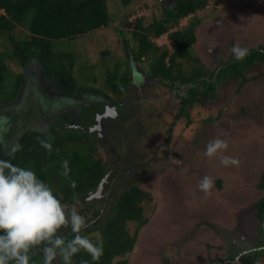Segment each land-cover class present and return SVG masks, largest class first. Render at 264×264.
I'll list each match as a JSON object with an SVG mask.
<instances>
[{
	"label": "rangeland",
	"instance_id": "1",
	"mask_svg": "<svg viewBox=\"0 0 264 264\" xmlns=\"http://www.w3.org/2000/svg\"><path fill=\"white\" fill-rule=\"evenodd\" d=\"M107 1L108 27L53 44V50L75 57L73 76L77 84L96 92L82 91L73 96L55 92L36 61L22 68L9 58V34L0 36V56L13 74L23 77L16 100L0 106V117L7 118L0 125L5 157L24 132L34 131L50 140L49 125L90 135L98 142L97 157L106 168L103 180L84 197L85 210L99 213L86 218L89 225L107 216L117 196L133 186L152 198L144 204L148 220L138 231L128 264H264V258L253 256L247 262L244 258L232 260L242 250L254 248L261 234L254 206L263 195L255 186L264 170V78L254 85L247 80H229L222 89H216L217 100L201 93L185 106V87L174 91L148 79L147 59L132 62L130 49L134 45L128 44L129 49L124 46V40L131 36L123 27L125 20L143 17V25L148 26L163 17L162 8L170 6L172 0H132L126 7L119 0ZM237 2L210 0L206 8L215 16L210 27L214 34L206 46L197 44L191 51L203 57L208 70L232 56L234 44L247 48L263 44L264 3L250 0L249 6L241 9ZM247 18H252L251 24ZM194 19L184 18L175 28H185ZM27 35L22 27L11 33L17 40ZM166 40L165 34L153 42L171 50ZM103 51L109 54L103 57ZM126 61L133 72L129 71L128 92L124 96L113 94L105 86V76L114 73L115 67L123 74ZM261 73L264 63L256 64L246 77ZM14 81L15 77L9 80L5 97L12 94ZM217 136L228 141L225 155L237 158L239 167H224L218 158L203 155L207 143ZM205 175L215 181L211 195L197 188ZM128 226L132 234L136 224ZM65 230L70 231L62 229V235ZM87 237L95 241L98 235Z\"/></svg>",
	"mask_w": 264,
	"mask_h": 264
},
{
	"label": "trees",
	"instance_id": "2",
	"mask_svg": "<svg viewBox=\"0 0 264 264\" xmlns=\"http://www.w3.org/2000/svg\"><path fill=\"white\" fill-rule=\"evenodd\" d=\"M119 1L124 7L132 2ZM107 3V0H0V36L9 34V58L17 60L22 68L29 61H36L45 81L55 92L62 95L93 92L94 88L77 84L73 76V54L53 50V44L62 40L74 41L79 36L108 27L110 13ZM209 3L210 0H175L172 7L163 10L162 18L154 19L148 26L143 25V17L132 22L125 20L123 24L128 30L127 33H131L130 38L124 40V46L128 48V44L134 45L130 49L132 62L140 63L147 59L148 79L157 80L174 91L180 86L185 87L188 96L184 101L185 106L196 101L201 93L204 97L214 99L216 85L229 80H240L243 83L247 80L244 74L246 69L264 63L263 41V44L249 48L250 54L243 61H236L234 56H230L215 69L208 70L191 51V46L196 41L194 29L197 19L183 29L168 33L180 20L205 10ZM17 27L27 31L26 39L17 40L11 36ZM165 34L171 43L170 51L153 42ZM108 54V51L100 53L103 57ZM115 69L114 73L112 71L105 76V86L113 94L124 96L129 89L131 70L127 61L123 74L118 72V67ZM13 77L15 81L12 94L5 97L7 85ZM22 78L21 74H13L0 56V106L16 100ZM101 94L106 99L109 98L107 94ZM50 126V140L34 131L24 132L15 141V145L19 144L21 150L6 158L0 146V159H11L15 165L34 170L69 209L77 205V211L85 218L98 216V212L85 210L87 204L84 202V197L95 190L105 176V164L97 157L98 142L82 132L60 131L56 125ZM43 144L50 145V149L43 147ZM64 160L69 161L70 173L67 178L61 175ZM72 181L76 184L74 188L71 186ZM255 188L263 193L255 203V209L260 223H264V170ZM151 199L150 194L136 186L120 193L113 207L109 209V214H103L104 217L93 226L83 230L82 235H98L93 242H103V255L99 261H93L87 252L81 251L72 258V264H84L85 261L88 264H128V255L134 249L138 231L148 220L144 204ZM128 223L136 224L132 234ZM260 233H264V227L260 228ZM64 236L67 240L73 238L71 231ZM259 254L264 256V248ZM31 264H43L39 251L32 254Z\"/></svg>",
	"mask_w": 264,
	"mask_h": 264
},
{
	"label": "clouds",
	"instance_id": "3",
	"mask_svg": "<svg viewBox=\"0 0 264 264\" xmlns=\"http://www.w3.org/2000/svg\"><path fill=\"white\" fill-rule=\"evenodd\" d=\"M231 51L236 61H243L250 54L247 47L238 44ZM6 122V117H0V125ZM42 146L50 149L48 144ZM228 149V141L217 136L207 143L203 155L208 159L218 158L224 167H239L237 158L225 155ZM20 150L21 146L16 144L7 155L14 156ZM62 168L61 175L67 178L68 160L62 162ZM71 186H76L75 181ZM214 187L215 181L208 175L197 184L205 195H211ZM89 226L76 207L69 209L62 203L34 170L15 165L11 159H0V264H31V256L37 251L43 257V264L57 260L60 264H72V258L81 251L87 252L93 261H99L103 242H93L81 234ZM62 229H70L73 238L67 240L61 234Z\"/></svg>",
	"mask_w": 264,
	"mask_h": 264
},
{
	"label": "crops",
	"instance_id": "4",
	"mask_svg": "<svg viewBox=\"0 0 264 264\" xmlns=\"http://www.w3.org/2000/svg\"><path fill=\"white\" fill-rule=\"evenodd\" d=\"M218 2H219V0H217ZM235 1H238L237 3H241V4H239L238 6H240L241 7V9L242 8H244L246 5L247 6H249V4H250V0H235ZM175 2V0H172L171 1V4H170V6H168V7H166V8H170V7H172V5H173V3ZM230 2V1H229ZM232 2H234V1H232ZM231 2V3H232ZM230 3V4H231ZM262 3H264V0H262ZM237 6V5H236ZM238 6H237V8H238ZM166 8H162L163 10H165ZM208 9V8H207ZM207 9H205V10H203V11H199V12H196V14L195 15H191L192 17H196V19H194V20H196L197 21V25H196V27H195V29H194V34H195V39H196V41H195V43L192 45V46H194V45H197L198 44V47H204V46H206V42H207V40H209V38H210V36L212 35V33L214 34V29H211L210 27H211V24H212V17L214 18L215 16H213L212 15V13H211V11L210 10H207ZM227 10L229 9L228 7L226 8ZM230 10V9H229ZM238 10V9H237ZM207 11V12H206ZM216 11V10H215ZM206 12V13H205ZM162 13H163V11H162ZM198 13H202L203 15V17H201L200 18V20H199V16H200V14H198ZM211 14V15H210ZM163 15V14H162ZM248 16H249V14H248ZM251 16V15H250ZM249 16V17H250ZM162 18V17H161ZM203 21H202V20ZM252 18H247V23H252V22H249V20H251ZM242 25V24H241ZM243 26H245V24L243 25ZM253 26V25H252ZM204 27H205V30H204ZM180 29H183V28H180ZM175 30H177V28H173V29H169V31H168V33H170V32H173V31H175ZM208 31V33H206ZM163 36V35H162ZM202 36V41H200V37ZM161 37V36H160ZM159 37V38H160ZM166 37H167V34H166ZM159 38H157V39H154L153 41H158V39ZM166 39V38H165ZM167 41V43H169L168 42V40H166ZM167 45H169V44H167ZM249 49V48H248ZM233 56V55H232ZM199 57V59L201 60V62L203 61L204 62V60H203V57L201 56V55H199L198 56ZM229 58V57H228ZM227 58V59H228ZM226 59V60H227ZM226 60H224V61H226ZM223 61V62H224ZM222 63V62H221ZM220 64V63H219ZM260 64V63H259ZM256 66V64L253 66V67H255ZM253 67H251V68H253ZM251 68H249V69H246L245 70V77L247 76L246 75V73H247V71H250L251 70ZM264 78V74L263 73H261V75H257L256 77H254V78H250L251 79V81H250V79L249 78H247L246 77V79H247V81H248V83L250 84V85H254V84H256V83H260V80H262ZM232 81H234V80H232ZM228 82V81H227ZM247 83V84H248ZM225 85V83H223V84H218V85H216V88H215V98H216V89H222L223 88V86ZM259 84H257V87H259L258 86ZM219 86V87H218ZM220 96H221V94H220ZM214 98V99H215ZM212 100V99H211ZM215 100H217V99H215Z\"/></svg>",
	"mask_w": 264,
	"mask_h": 264
},
{
	"label": "flooded vegetation",
	"instance_id": "5",
	"mask_svg": "<svg viewBox=\"0 0 264 264\" xmlns=\"http://www.w3.org/2000/svg\"><path fill=\"white\" fill-rule=\"evenodd\" d=\"M77 95V94H75ZM105 117V116H103ZM100 124L97 125V129L99 128V132H100ZM76 128H78V126H76ZM96 128V127H95ZM92 131H96V130H92ZM94 136V135H93ZM96 137V136H94ZM254 209H255V206H254ZM255 212H256V216H257V210L255 209ZM259 220V219H258ZM261 224V227H264V223H260ZM260 227V228H261ZM66 234L68 233V231H66ZM260 236H261V239H260ZM65 237V236H64ZM258 238H259V241L257 242V245L252 248V249H249V250H242L234 259H232L234 262L238 259V258H244L247 262V260H250L251 257L253 256V258H264L263 255L259 254V252L264 248V233L263 234H259L258 235ZM232 261V262H233ZM53 264H60V261L57 260V261H54Z\"/></svg>",
	"mask_w": 264,
	"mask_h": 264
},
{
	"label": "water",
	"instance_id": "6",
	"mask_svg": "<svg viewBox=\"0 0 264 264\" xmlns=\"http://www.w3.org/2000/svg\"><path fill=\"white\" fill-rule=\"evenodd\" d=\"M103 180V179H102Z\"/></svg>",
	"mask_w": 264,
	"mask_h": 264
}]
</instances>
